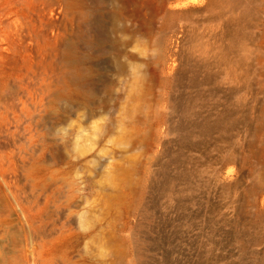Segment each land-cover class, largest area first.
I'll return each instance as SVG.
<instances>
[{"label": "rangeland", "instance_id": "374dc122", "mask_svg": "<svg viewBox=\"0 0 264 264\" xmlns=\"http://www.w3.org/2000/svg\"><path fill=\"white\" fill-rule=\"evenodd\" d=\"M0 264H264V0H0Z\"/></svg>", "mask_w": 264, "mask_h": 264}]
</instances>
